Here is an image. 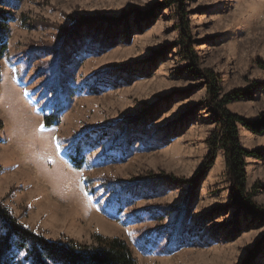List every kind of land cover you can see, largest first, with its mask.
<instances>
[{
  "label": "rangeland",
  "instance_id": "rangeland-1",
  "mask_svg": "<svg viewBox=\"0 0 264 264\" xmlns=\"http://www.w3.org/2000/svg\"><path fill=\"white\" fill-rule=\"evenodd\" d=\"M11 1L0 206L49 241L120 238L138 264H264V219L233 198L222 150L210 164L212 99L191 72L251 93L232 113L264 114V0H186L192 59L178 0ZM240 142L261 154L246 172L264 209V135Z\"/></svg>",
  "mask_w": 264,
  "mask_h": 264
},
{
  "label": "trees",
  "instance_id": "trees-1",
  "mask_svg": "<svg viewBox=\"0 0 264 264\" xmlns=\"http://www.w3.org/2000/svg\"><path fill=\"white\" fill-rule=\"evenodd\" d=\"M8 1L12 4L11 0H0V6L8 7ZM176 3L181 32L185 36L182 44L186 58L192 59L194 57L191 50L192 39L187 35L190 33V23L185 10L186 0H178ZM10 20V16L0 12V58L7 49L5 35ZM191 72L209 85L212 99L210 107L214 114L216 129L207 143L211 151L210 164L216 151L222 150L226 158L233 198L239 206H244L252 213H258V216L264 219V209L257 207L253 201L254 194L248 192L246 172L247 159L259 158L261 154L244 149L240 142V128L255 135H264V114L258 119L251 120L232 113L228 106L233 102L249 98L251 93L247 90H234L221 98L217 87L219 84L217 75L208 70L200 71L195 64L191 67ZM59 114L48 116L45 124L50 126L60 123ZM76 164L78 166L82 162ZM0 225L3 231L0 237V264H138L128 244L120 238L109 239L97 235L92 245H79L73 241H49L21 225L1 206Z\"/></svg>",
  "mask_w": 264,
  "mask_h": 264
}]
</instances>
